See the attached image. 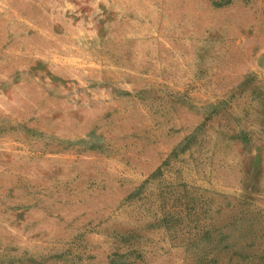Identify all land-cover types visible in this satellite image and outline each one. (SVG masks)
<instances>
[{
    "label": "rangeland",
    "instance_id": "rangeland-1",
    "mask_svg": "<svg viewBox=\"0 0 264 264\" xmlns=\"http://www.w3.org/2000/svg\"><path fill=\"white\" fill-rule=\"evenodd\" d=\"M0 264H264V0H0Z\"/></svg>",
    "mask_w": 264,
    "mask_h": 264
}]
</instances>
